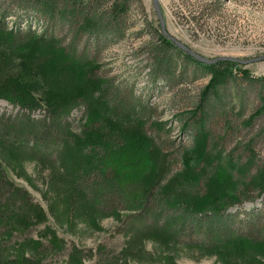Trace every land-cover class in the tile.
Wrapping results in <instances>:
<instances>
[{
	"label": "rangeland",
	"instance_id": "1",
	"mask_svg": "<svg viewBox=\"0 0 264 264\" xmlns=\"http://www.w3.org/2000/svg\"><path fill=\"white\" fill-rule=\"evenodd\" d=\"M99 1H102L99 13L112 4L126 3V0H88L90 12L101 6ZM159 3L169 33L207 59H250L264 55V0H159ZM33 7L26 0H0V11L13 13L8 26L14 31L32 25L38 33L47 31L57 36L62 46L71 48L78 44L80 56L94 62L93 76L106 81L103 98L108 119L115 127V130L106 129L107 140L114 144L101 143L104 147L96 148L95 153L102 156L114 152L118 166H123L119 168L123 177L118 179L130 185L124 191L143 197L147 189L144 191V185L138 181L147 178L143 168L146 162L156 159L154 153L158 155V175L164 169L158 190L181 173L186 156L191 157L195 152L203 120L207 153L221 155L224 165L230 161L250 167L241 174L231 172L243 202L232 204L227 200L224 212L231 219L235 235L262 243L264 191L249 184L264 169V91L260 85L248 83L235 70L233 80L203 100L211 76L177 51L167 53L174 58L173 73H159L156 64L165 52L157 34L159 20L152 0H129L122 36L106 42L88 33L80 34L78 39L79 30L75 26L63 24L59 15L51 23L49 15H40ZM18 54H12L0 70V77L20 75L24 65L19 64ZM241 68L251 76L264 79V62L241 65ZM3 83L13 87L9 82ZM258 111L261 113L253 118ZM25 115L41 118L43 111L30 113L0 99V120L8 124L7 128L3 124L0 127V175L22 192L26 191L45 216H37L35 207V212L30 214L31 222L36 221V225L28 224V230L27 226L17 228L18 219L3 216L16 211L20 214L22 205L0 204V264H66L68 254L76 251H82V264H264V246L260 247L262 252H257L212 246V242L199 244L204 237L191 231L188 224L184 231L177 232L172 219L148 214L153 205L151 197L145 198L152 203L145 212L139 206L130 210L132 207L129 209L117 198H103L94 190L96 180L100 183L96 178L100 172L98 169L90 172L85 154L92 155L87 143L96 144L90 132L100 124L89 125L86 104L80 103L72 111L68 118L71 127L68 138L53 149L33 147L26 131H21L20 136L24 121L19 119ZM16 120L19 122L13 126ZM133 136H137L136 140H151L152 144L139 151L145 153L144 160L132 158L131 165L125 168L123 158L136 152L130 143ZM140 143L146 142H136L134 146ZM208 162L198 164L197 170L205 175L195 194L206 192V178L218 165L215 162L209 166ZM228 178L219 174L214 182L226 185ZM5 191L0 187L3 197ZM167 213L170 217L174 215ZM48 226L51 229L46 233ZM48 235H56L60 243L51 241ZM31 238L33 243L24 245ZM23 256L28 261L21 259Z\"/></svg>",
	"mask_w": 264,
	"mask_h": 264
},
{
	"label": "trees",
	"instance_id": "2",
	"mask_svg": "<svg viewBox=\"0 0 264 264\" xmlns=\"http://www.w3.org/2000/svg\"><path fill=\"white\" fill-rule=\"evenodd\" d=\"M26 1L32 3L34 6L33 10L39 12L40 15H49L51 23L55 22L56 16L59 15L60 21L63 24L75 26L79 30L76 32V38L79 39L80 34L88 33L90 37L96 36L102 42H106L109 39L116 41L122 36L124 32V27L122 26L124 21L123 16L127 12V5L129 3V0H126V3L121 5L115 3L99 13V10L102 8V1H99L101 6L94 8L93 12H90L88 0ZM24 6L25 3H23L22 7ZM12 14V11L9 10L0 11V70L8 64L9 58L12 57L14 52L19 53L18 56L21 57L19 64L21 66L24 65V69L22 68L19 71L20 75L17 77L14 75H8L4 79L0 77V99H6L10 104L26 109L30 113L38 109H42L43 111L41 118L31 115L26 117L25 115V118L19 119L24 121L23 127H20V136L22 134L21 131H26L29 133L26 138L31 139L33 147L56 148L62 143L64 144L68 138L67 133L71 129L68 118L72 111L80 103L86 104L88 114L90 113L89 125L99 123L100 127L94 131L91 130L90 136L95 137L96 144L90 145L87 143V146L91 147L90 153L92 155L85 154V157L88 159L87 165L90 166V172L97 169L100 172L96 174V178L100 180V183L96 180L97 186L94 184L93 188L103 198L110 197L111 200L117 198L116 200L126 204L129 209L132 207L130 210L139 206V209L141 207L145 212L148 210V206L153 203L150 211H147L148 214L152 216L165 215V219H172L175 222L174 228L177 229V232L184 231L186 224H188L191 231H194L195 234H202L204 237L198 242L199 244L202 242H212V246L224 245L225 248L229 246L231 250L243 251L250 249L257 252L261 251L260 247L264 246V241H262V244L261 242L252 241L247 237L235 235L230 226L231 219L225 216L224 212L227 208L225 206L227 200L232 202V204L243 202L238 195V187L236 182L232 180L233 176L231 172L237 171L241 174L247 172L250 167L248 164L237 166L230 161L224 165L222 164L221 155L216 156L207 153L203 120L199 125V137L197 138L195 152L191 157L186 156L184 170L181 173L174 175L161 190H158L157 186L161 183L164 169H161V173L158 175V155L154 153V158L156 159L148 164L146 162V167L143 168V171L146 170L147 178L149 177L148 180L145 178L147 181L145 179L138 181L144 185V191L147 189L143 197H140L139 194L125 192L124 188H130V185L128 187V184L125 185L122 183L123 181L120 182L118 179L119 177H123V174L119 172V168L123 166H118L114 158V152H106L102 156L99 153L97 155L95 153L96 148L103 146L101 143L109 146L114 144L107 140L108 134L106 133V129L110 127V129L115 130V127H113L112 121L108 119L107 103L103 98V88L106 81L93 76L92 71L94 67H92V64L94 62L80 56L79 49H77L78 44L74 43L71 48L62 46L57 36L47 31L38 33L36 29H32V25H29L27 28L17 27L16 31H14V28L8 26L9 18H11ZM157 34L164 48L163 52H165L156 64L157 71L159 73L162 71L173 73L172 59L174 58L167 56V53L177 51V54L186 59V61L203 69L211 76L210 83L203 91V100H206L211 92L215 94L219 87L233 80L235 70H239L242 75L241 77L247 80L248 83L260 85L261 90L264 91V79L251 76L250 72L243 70L240 64L228 61H221L211 65L200 63L170 42L161 33L160 24ZM3 82H9L13 87L5 86ZM262 100L264 104V98ZM260 113L261 111H258L253 118ZM18 122L16 120L13 126ZM2 124L3 126L6 125L5 127L7 128L8 124L0 120V127ZM136 137L133 136L130 139V143L136 152H133L130 156L128 154L123 158L125 168L131 165L132 158L144 160L145 153L139 151L143 147L147 148L148 143L152 144L151 140H145V138L136 140ZM136 142L146 143L144 145L140 143L136 147L134 146ZM138 152L140 155H138ZM187 157H190V160ZM207 159L210 161L208 162ZM139 160L134 161L135 163H139ZM202 161L208 162L207 165L209 166H212L215 162L218 165L206 178V192L195 194L197 193L195 190L199 187L201 178L205 175L204 171L197 170L198 164ZM125 168H122V171ZM219 174H225L227 178L229 176L228 179L231 183L228 180L226 185L223 182H214V177H219ZM123 180L125 182L129 181L124 178ZM249 184H254L256 188L264 191V169L257 176L253 177ZM0 187L6 189L4 197L0 193V204L9 202L14 206L13 203H16L21 204L24 208H17L19 210L22 209L20 214L16 211L11 212L9 216H3L4 219L10 217L18 219L17 228H24L28 224H31V226L36 225V221L31 222L30 214L35 212V207L37 209V216L39 214L45 216L41 207L34 204L26 191L23 190L24 192H22L16 188L14 183H11L3 174L0 175ZM148 197L152 198V203L146 201L145 198ZM142 198L145 201L141 200ZM184 204L186 208H183ZM2 206L4 207L5 203ZM167 212L174 215L170 217ZM193 219H195L194 222L191 221ZM43 221H46V219L44 218ZM28 228L30 227L27 226L26 229L28 230ZM50 229V226L46 227L45 232L48 233ZM48 237L54 242L60 243L61 241L56 235H48ZM33 241L34 239L31 238L25 241L24 245L31 244ZM21 259L28 261V258L25 256ZM7 263L9 262L7 261ZM82 263V251L68 254L66 264Z\"/></svg>",
	"mask_w": 264,
	"mask_h": 264
},
{
	"label": "water",
	"instance_id": "3",
	"mask_svg": "<svg viewBox=\"0 0 264 264\" xmlns=\"http://www.w3.org/2000/svg\"><path fill=\"white\" fill-rule=\"evenodd\" d=\"M152 2H153L154 9L157 13V17H158L159 24L161 27V33L170 42H172L176 47L184 51L186 54H188L189 56H191L198 62L206 64V65H211V64H215L221 61H228V62H235L243 66H248V65L264 62V55L260 57L250 58V59H240V58H235V57H220V58L213 59V60L207 59L199 55L198 53L193 51L191 48H189L186 44L182 43L180 40H178L176 37H174L173 35L169 33L167 26H166L165 17L160 7L159 0H152Z\"/></svg>",
	"mask_w": 264,
	"mask_h": 264
}]
</instances>
